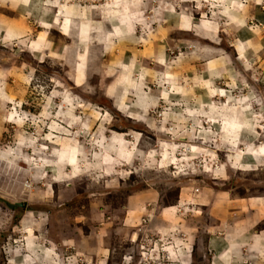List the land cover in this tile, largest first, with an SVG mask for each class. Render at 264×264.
<instances>
[{
    "label": "rangeland",
    "instance_id": "obj_1",
    "mask_svg": "<svg viewBox=\"0 0 264 264\" xmlns=\"http://www.w3.org/2000/svg\"><path fill=\"white\" fill-rule=\"evenodd\" d=\"M238 3L244 4L238 10L244 24L242 27L236 24L218 26L214 33L220 41L218 44L178 27L176 19L162 13L148 28L136 25L135 33L124 41L105 40L103 33L90 31L89 60L111 67L117 62L127 64L135 59L138 66L149 70L145 90L154 93L171 88V84L161 80V74L169 66L174 83L186 93L199 97L204 104L211 102L231 107L233 102L225 96L209 97L201 86V81H208L210 71H214L219 74V78L211 80L214 89L230 93L233 98L255 97L249 102L252 110L259 112L264 105V0H238ZM13 9L11 0H0V17L8 23L6 30L5 26L0 27V37L9 33L21 38L28 35L33 43H50L54 51L67 49L65 58L72 59L78 46L74 39L62 36L57 29L48 30L46 35L45 29L35 24V13L29 17L22 7ZM202 13L211 15L207 8L194 10L191 24H199ZM93 19L100 17L93 14ZM105 27L111 28L110 25ZM200 30L213 34L209 29ZM203 47L211 51H201ZM44 52L45 59L41 62L34 59L39 53L29 54L15 43H0V94L25 101L17 112L18 117H40L44 111L43 98L53 90L50 77H63L64 82L75 88L64 76L67 71L64 61L47 55L48 49ZM160 58L165 60V65L157 63ZM209 61L218 63L206 70ZM29 76L31 82L26 84L25 79ZM233 82L235 87H229ZM93 83H96L95 79ZM179 100L181 93L170 92L169 101ZM92 102L101 109L111 108L110 102L100 97L92 98ZM52 103L59 104V98L54 97ZM179 107L182 105L160 101L155 114L150 113L157 130L123 117L111 127L126 131L127 138L143 134V144L147 145L150 139L155 145L159 138H169L158 129L171 127L172 121L168 117ZM5 108H12V105L6 104ZM49 111L55 113L58 110L50 108ZM79 112L77 109L74 114ZM161 113L164 114L163 125ZM4 115L0 112V145L11 143L18 128H23L27 136L35 133L41 123L35 120L30 127L28 121L14 125L4 120ZM47 123L44 121L41 135L59 138L60 134ZM57 123L64 126L59 118ZM98 124L96 121L92 125L93 132ZM259 124L264 126V120ZM201 127L209 125L201 120ZM212 127L219 129L216 124ZM108 131L109 126H106L105 135ZM255 131L260 134L259 139L244 131L240 138L248 136L253 147H257L264 143V127H257ZM80 139L83 142V138ZM50 142L38 141L44 145ZM175 143L211 147L200 139L189 140L187 136L180 137ZM238 147L243 148V144ZM216 155L219 162L224 163L228 153L217 149ZM199 162L197 157L190 163L198 165ZM242 162L255 163L250 156L244 157ZM140 163L139 159L134 160L133 167L138 171L132 173L131 179L117 176L111 184H105V181L112 177H104L97 183L88 173L72 179L52 180L53 173L47 166L29 169L23 174L0 175V264L10 261L13 264H47L31 259L46 249L55 253L54 256L49 254L48 258L59 260V264H180L179 259H170L169 251L165 250L173 245L183 246L182 250L188 253L184 264H226L217 259L222 253L226 254V260L231 257L230 264H264V255H261L264 252V210L259 209V203L264 209V165L247 172L228 167L225 169L228 179H222L187 169L188 175L171 176L169 173L176 171L175 166L169 165L165 172L141 169ZM21 168L28 166L22 164ZM128 218L130 224L125 221ZM241 244L243 246L239 247ZM193 246L195 253L189 251ZM250 247L252 251H249ZM42 256L41 260L46 259Z\"/></svg>",
    "mask_w": 264,
    "mask_h": 264
},
{
    "label": "clouds",
    "instance_id": "obj_2",
    "mask_svg": "<svg viewBox=\"0 0 264 264\" xmlns=\"http://www.w3.org/2000/svg\"><path fill=\"white\" fill-rule=\"evenodd\" d=\"M11 3L14 9L22 7L29 17L35 13V24L45 29L46 35L48 30L57 29L62 36L74 39L78 46L69 61L65 58L67 49L64 52L54 51L50 43L43 45L33 43L28 35L21 38L9 33L0 37V43L5 45L15 43L29 54L39 53L38 56L34 55V59L41 62L45 59L44 49H48L47 55L55 60L64 61L67 65L64 76L75 85V88H71L64 82L63 77H50L53 90L50 95L43 98L44 111L40 117L35 118L18 117L17 112L25 101H17L15 97L0 94V112L5 114L3 119L8 123L21 125L28 121L30 127L35 120L41 121L35 133L25 136L23 128H18L17 135L13 137L11 143L0 145V175L23 174L29 172V169L47 166L53 173L52 180L72 179L81 173H88L91 180L97 183L104 177H112L111 180L105 181V184H111L117 176L131 179L132 173L138 171L133 167L134 160L137 159L141 161L139 165L141 169L154 168L167 172L169 165H172L176 171L169 173L171 176L188 175L187 169L192 173L200 170L214 178L222 179H228L225 174L228 167L247 172L264 165V159H261L264 158V143L253 147L248 136L240 138L241 131H244L254 139H259L260 134L255 129L264 127L259 124L260 120H264V105H261L259 112H254L249 101L255 100V97L248 95L233 98L230 93L214 89L211 80L219 78L218 73L210 71V79L201 81V86L207 90L206 95L209 97L225 96L228 101L233 102L231 107L228 104L211 102L204 104L199 97L192 96L190 92L186 93L174 83V75L171 74L169 66H166V71L161 74V80L163 83L171 84V88L168 91L154 93L145 90L149 70L138 66L135 59L127 64L120 61L109 67L100 64L99 61H90L88 53L90 31L103 33L105 40L115 38L123 41L135 33L136 25H140L142 29L148 28L150 22H156L162 13L176 19L178 27L194 31L197 36H205L218 44L220 41L214 35L218 26L221 24L243 26L244 21L238 16V10L244 6L243 3H238V0H103V2L87 0V3L85 0H11ZM81 4H85V7H81ZM184 5L191 7H183ZM204 8H207L211 15L202 13L200 23L191 24L192 12ZM146 12L150 15L146 16ZM93 14L98 15L100 19H93ZM105 25H110L111 28L108 29ZM200 29H209L213 34L209 35ZM201 51L208 52L211 49L203 47ZM157 63L165 65L166 62L160 58ZM216 63L218 61L207 62L206 70L212 69ZM94 79L96 83H93ZM30 82L29 76L25 83ZM229 87L234 88L235 83ZM170 92L181 93V100L169 101ZM54 97L59 98V104L53 105ZM95 97L109 101L111 108L101 109L92 102V98ZM161 100L168 105H182L168 117L172 121L171 127L161 126L158 129L165 133L168 139L159 138L155 145H152L149 139L145 145L142 143L143 134L137 133L127 138L126 131H117L111 127L117 119L123 117L157 130L154 116H150V113L155 114ZM6 104H11L12 108H5ZM50 108L58 111L50 112ZM77 109L80 110L79 114H74ZM160 116V123L163 125L164 114L161 113ZM58 118L64 126L57 123ZM201 120L209 127H201ZM44 121L60 134L59 138L52 139L49 135H41ZM96 121H99V124L97 130L93 132L92 125ZM213 124L219 125V129H214ZM106 126H109L107 135ZM183 136H187L189 140L200 139L211 147L175 143ZM43 140L51 142L48 145L38 143ZM240 144H243V148L238 147ZM217 149L228 153L224 163L219 162ZM246 156L252 157L255 163L242 162ZM197 157L200 158L198 165L190 163ZM22 164L28 168L22 169ZM125 166H128V170H125ZM242 246L243 244L239 245ZM182 248L183 246L173 245L165 250L169 251L170 259H179L180 264H184L188 253ZM252 250L250 247L249 251ZM189 251L195 253V246ZM49 254L55 255L45 250V256ZM261 255H264V252H261ZM217 259L226 261V264L231 262V257H227L226 260V254L223 253ZM9 264L13 262L10 261Z\"/></svg>",
    "mask_w": 264,
    "mask_h": 264
},
{
    "label": "crops",
    "instance_id": "obj_3",
    "mask_svg": "<svg viewBox=\"0 0 264 264\" xmlns=\"http://www.w3.org/2000/svg\"><path fill=\"white\" fill-rule=\"evenodd\" d=\"M3 13H5V12H3ZM4 26H5V29H4V30H6V26H8V23H5L4 20L0 17V27L3 28ZM259 209H260V210L262 209V211L264 210L263 207H262V204H261V203H259ZM262 211H261V212H262ZM125 221H128L129 224H130V222H131V220H129V218H128V219H125ZM263 231H264V229H263ZM257 235H258V234H257ZM46 250H48V249H46ZM48 251H50V250H48ZM42 255H44V257H45L46 259L41 260V259L43 258ZM31 259H32V260L41 261V262L44 261L43 263L48 262L47 264H59V260L54 259V258H53V259H49L48 256L46 257V256H45V250H44L43 254L33 255ZM32 262H33V261H32Z\"/></svg>",
    "mask_w": 264,
    "mask_h": 264
},
{
    "label": "bare ground",
    "instance_id": "obj_4",
    "mask_svg": "<svg viewBox=\"0 0 264 264\" xmlns=\"http://www.w3.org/2000/svg\"><path fill=\"white\" fill-rule=\"evenodd\" d=\"M14 10V9H13ZM22 18V17H21ZM20 24V23H19ZM21 25V24H20ZM18 27V26H17ZM25 30V29H24ZM39 32V31H38ZM42 33V32H41ZM40 33V34H41ZM101 35V34H100ZM67 38V37H66ZM124 41V40H123ZM110 43V42H109ZM105 45V44H104ZM107 46V45H106ZM111 46V45H110ZM104 48V47H103ZM112 48V47H111ZM126 48V47H125ZM109 49V48H108ZM117 49V48H116ZM123 49V48H122ZM144 49V48H143ZM113 51V50H112ZM124 51V50H123ZM105 52V51H104ZM111 53V52H110ZM120 53V52H119ZM123 55V54H122ZM119 58V57H118ZM120 59V58H119ZM115 61V60H114Z\"/></svg>",
    "mask_w": 264,
    "mask_h": 264
}]
</instances>
